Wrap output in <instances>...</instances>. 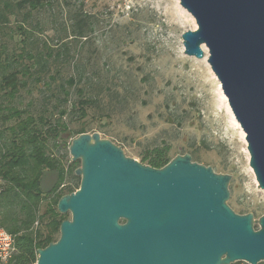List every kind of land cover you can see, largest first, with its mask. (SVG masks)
<instances>
[{"label":"water","instance_id":"95a60500","mask_svg":"<svg viewBox=\"0 0 264 264\" xmlns=\"http://www.w3.org/2000/svg\"><path fill=\"white\" fill-rule=\"evenodd\" d=\"M196 22L182 34L185 54L204 57L245 133L249 165L264 190V0H179ZM79 188L57 202L71 218L34 264H258L264 215L228 204L231 175L189 154L154 168L98 132L68 147ZM257 222L258 228L254 224Z\"/></svg>","mask_w":264,"mask_h":264},{"label":"rangeland","instance_id":"374dc122","mask_svg":"<svg viewBox=\"0 0 264 264\" xmlns=\"http://www.w3.org/2000/svg\"><path fill=\"white\" fill-rule=\"evenodd\" d=\"M78 7L92 15L93 30L85 44L71 42L74 59L62 66L50 89L57 93L59 85L74 75L98 104L89 107L83 119L67 115L69 126L84 122L89 133L98 132L138 161L139 153L156 145H168L171 159L189 154L192 161L231 175L227 204L236 213H252L255 221L264 215V190L249 165L245 133L243 139V130L207 62L208 50L204 47L201 59L184 52L182 34L197 25L179 0H51L49 6L32 13L30 25L25 24L43 27L41 33L36 29V37L31 39L35 41L29 46L41 48L43 41L52 47L60 44L61 28L69 29V16ZM19 21L20 15L11 16L0 26V51L9 55L20 51V35L12 36ZM58 63L63 62L59 59ZM29 81L30 86L35 83ZM37 86L31 94L21 91V108L29 101L36 105L31 109L37 107L41 91L50 94L42 82ZM112 88L120 92L109 98L107 91ZM52 102L54 98L51 108ZM74 138H66L58 153L61 156L66 151V165L72 161L68 147ZM72 162L74 171L81 167L80 160ZM63 215L71 218L70 212ZM254 226L258 228L257 222Z\"/></svg>","mask_w":264,"mask_h":264},{"label":"trees","instance_id":"16d2710c","mask_svg":"<svg viewBox=\"0 0 264 264\" xmlns=\"http://www.w3.org/2000/svg\"><path fill=\"white\" fill-rule=\"evenodd\" d=\"M50 3L51 0H0V26L6 25L11 16H21L12 31V36L20 35V51L10 55L4 49L0 51V228L15 236L16 253L11 264H34L37 249L56 241L60 223L65 220L57 211V202L80 185L72 169L75 162L66 165V151L61 156L58 153L66 138L89 133L84 122L71 128L65 117L71 114L83 119L87 109L98 104L97 98L86 93L80 77L74 75L55 89L57 93L50 89L62 66L74 59L71 42H87L93 30L91 14L75 8L69 16V29L61 28L63 36L56 47L45 41L41 48L35 43L34 49L29 46L35 41L31 39L36 37V29L41 33L43 27L26 25H30L33 12ZM59 59L63 63H58ZM30 79L35 82L31 86ZM41 82L50 94L41 91L43 97L37 107L31 109L36 105L29 101L27 107L21 108V91L31 94ZM119 92L117 88L108 89L107 96L112 98V93L117 96ZM75 94L76 99L71 100ZM169 152L168 145H156L138 155L141 163L161 168L171 160Z\"/></svg>","mask_w":264,"mask_h":264},{"label":"built area","instance_id":"2783aa9c","mask_svg":"<svg viewBox=\"0 0 264 264\" xmlns=\"http://www.w3.org/2000/svg\"><path fill=\"white\" fill-rule=\"evenodd\" d=\"M15 253V236L0 228V264H11Z\"/></svg>","mask_w":264,"mask_h":264},{"label":"bare ground","instance_id":"6f19581e","mask_svg":"<svg viewBox=\"0 0 264 264\" xmlns=\"http://www.w3.org/2000/svg\"><path fill=\"white\" fill-rule=\"evenodd\" d=\"M177 6H178V5H177ZM178 7H179V6H178ZM180 9H181V8L179 7V10H180ZM177 10H178V8H177ZM179 10H178V12H180ZM180 14H181V15H183V14L185 15V13H183V12H180ZM186 14H187V13H186ZM187 15H188V14H187ZM194 26H195V24H194ZM202 49L206 52L204 46H202ZM223 98L225 99L224 96H223ZM234 121H235V120H234ZM235 123H236V125L239 127V125H238V123H237L236 121H235ZM239 129H240V127H239ZM241 133H242V136H243V139H244V133H243V131H241Z\"/></svg>","mask_w":264,"mask_h":264}]
</instances>
